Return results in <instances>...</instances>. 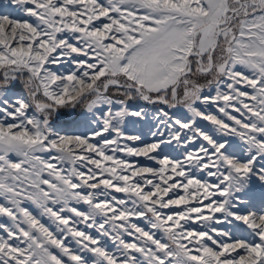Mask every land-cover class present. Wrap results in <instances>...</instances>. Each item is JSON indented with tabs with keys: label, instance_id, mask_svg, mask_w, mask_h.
<instances>
[{
	"label": "snow or ice",
	"instance_id": "6c2138e0",
	"mask_svg": "<svg viewBox=\"0 0 264 264\" xmlns=\"http://www.w3.org/2000/svg\"><path fill=\"white\" fill-rule=\"evenodd\" d=\"M209 104L233 124L200 108ZM149 106L167 134L158 129V140L130 146L142 138L125 125L148 122ZM198 139L206 143L189 150ZM174 143L182 158L167 154ZM108 189L127 199H109ZM0 216L11 221L0 223V264H89L82 252L93 254L91 264H264V0H8L0 13ZM133 217H147L163 236Z\"/></svg>",
	"mask_w": 264,
	"mask_h": 264
},
{
	"label": "rangeland",
	"instance_id": "374dc122",
	"mask_svg": "<svg viewBox=\"0 0 264 264\" xmlns=\"http://www.w3.org/2000/svg\"><path fill=\"white\" fill-rule=\"evenodd\" d=\"M5 7V6H4ZM4 7H2V8H0V13H2V12H4ZM13 15V14H12ZM15 15H19V14H15ZM23 19L25 18L24 16L22 17ZM81 58H83V57H81ZM203 82V81H202ZM207 91H209L208 89H206V92ZM221 91H227V89H225V88H221ZM210 95H212L213 97L215 96V90H214V88H213V90H211V92H210ZM220 103H222V102H220ZM200 108L201 109H205L206 111H207V113L208 114H211V115H215V116H217V118H221V119H224L225 120V122H227L228 124H233V121H229V120H227V117H224L223 116V114L222 113H220L219 111H218V108L216 107V106H214V105H200ZM147 110L149 111V114H150V116H149V121H152V119H151V115H152V108H151V106H149L148 108H147ZM169 111V114L171 115V114H173L174 112H175V110H172V109H169L168 110ZM227 111L231 114V115H233V116H235L236 118H238V119H242V117H240L238 114H237V112H234V111H232V109L231 108H229V109H227ZM185 114L189 117V119H191V114H189V113H186V111H185ZM197 119V124L199 125V127H200V129L201 130H203V131H205V132H209L210 134H213V135H215L217 138H221L220 137V134H218V133H215V128H216V126L215 125H212L209 121H206V120H202V119H199V118H196ZM148 121V122H149ZM141 123H147V122H145V121H141ZM151 123V122H150ZM149 123V126H150V128L149 129H145V127L143 128V130H144V133L142 134V135H140L141 136V138H142V140L141 141H138L139 142V144L137 143V144H135V145H138V146H141V147H143L146 143H151V142H153L154 140H158L159 139V137H154L153 135H152V133H154V132H156L157 130H155L156 129V125H154V124H150ZM96 127V125H95V123H93L92 124V128H95ZM204 128H206V129H204ZM83 128H81V130H82ZM84 131V130H83ZM125 131H126V134H131V135H134V130L129 126V125H127L126 124V126H125ZM184 131H186V130H184ZM166 132V134H167V130L165 131ZM107 135V134H106ZM148 135H149V137L150 138H148ZM223 139H228V140H230V141H233L234 143H236V144H239V145H242V141H240V140H238V138H236V137H223ZM196 142H197V146L195 147V150H198V148H199V145H200V143H202V140L201 139H198V140H196ZM130 146H133V143H131V141H128L127 142ZM174 145H175V143H174ZM175 146H177V145H175ZM182 146V145H181ZM181 148H183V147H181ZM172 149H173V152H174V147L173 146H171V147H169L166 151H167V154H169L170 153V151H172ZM152 155H156L155 153H153ZM176 155V154H175ZM178 156V155H177ZM146 159V158H145ZM145 159H142L141 161H139V165L140 166H146V165H149V162L148 161H146ZM64 167L65 168H67V167H69L68 165H64ZM81 170H84V171H86V169H81ZM200 172H198V173H196V174H199ZM197 178H203V175H200V176H198ZM101 191H102V188H101ZM108 193H110V196H109V199L111 198V197H116V198H118V199H127V195L125 194V193H118V192H115L114 190H112V189H108V190H106ZM98 199L99 200H104L105 199V197L104 196H99L98 197ZM73 206H75L76 207V205H75V203L73 202ZM125 207H131V205L130 204H127V205H125ZM183 207V206H182ZM78 209H80V210H82V211H86L87 210V208H86V205H82V207H80V208H78ZM179 209H165V210H163L165 213H169V212H173V211H178ZM33 214H35V215H37V213H38V211L35 209H33ZM37 212V213H36ZM64 215H66V216H71L70 215V213H64ZM111 215V214H110ZM38 218L40 219V222L41 223H43V224H45V226L46 227H48L49 228V230L50 231H53L54 232V234H56V235H60L58 232H56V227H57V225L49 218L48 219V217L47 216H39V213H38ZM149 216H150V214H149ZM45 217V218H44ZM99 217V216H98ZM3 218V219H2ZM47 218V219H46ZM74 219H76V218H74ZM100 219V218H99ZM99 219H97V220H99ZM8 220V218L7 217H2V216H0V223H5V224H7V225H10L11 224V221H7ZM91 222V221H90ZM116 223H122L121 221H117ZM131 223H135V224H137L138 226H140V227H144L146 230H150V231H153V232H155V235L157 236V237H162L163 236V233H161V232H159V231H156V230H154V229H151L150 228V226L147 224V217H143V218H135V219H133V218H131ZM206 222H204V221H199L198 223H195V224H190V227L191 228H194V229H199L200 228V226L201 225H204ZM75 227H77V228H79L80 230H83V231H86V232H88V233H90V234H92V235H94V236H96V235H98V233H97V231H96V229L95 228H87L86 227V224L85 225H83V224H77ZM215 227H218V228H220V227H223L222 225H215ZM0 235H6L3 231H2V229H0ZM233 235H239V233H236V232H233ZM106 241V242H105ZM128 241H132V237H130V236H128ZM102 243H103V246L104 247H106V249L108 250V251H113L114 250V248L113 247H115V245H113V243L110 241V240H107V238H102ZM66 244H69L70 245V247L72 248V249H78V246L74 243V241L72 240V238L71 237H69L68 238V240L66 241ZM53 251H58V250H55V249H53ZM81 255H83V256H85V258H88L89 259V264H91V261L93 260V259H95V257L93 256V254L92 253H86V252H82L81 253ZM137 255H139V254H137ZM65 260H67V257H65L64 258ZM68 264H72V262H68Z\"/></svg>",
	"mask_w": 264,
	"mask_h": 264
},
{
	"label": "bare ground",
	"instance_id": "6f19581e",
	"mask_svg": "<svg viewBox=\"0 0 264 264\" xmlns=\"http://www.w3.org/2000/svg\"><path fill=\"white\" fill-rule=\"evenodd\" d=\"M7 2H8V0H0V8H2V7H4V6H6L7 5ZM13 15H15V14H13ZM16 16V18L17 19H23L22 17H23V15L22 14H19L18 16L17 15H15ZM74 56H75V54H73ZM77 58H80V59H82L81 57H77ZM54 67H57V66H54ZM68 67H71V65H65V66H63V67H61L60 68V70L62 71V72H64V71H66V69L68 68ZM250 91V90H249ZM249 103H251L250 101H249ZM209 105H211V104H209ZM237 114L240 116V114L237 112ZM130 119H136V118H130ZM152 123V124H154V125H156V129L155 130H162V131H166L165 129H163V126L162 125H158V124H156V122H155V120H152V121H149V122H147V123H138L135 127H131L133 130H134V135H142L143 133H144V130H143V128L145 127V129L147 128V129H149L150 128V126H149V123ZM150 123V124H151ZM126 126V125H125ZM204 129H206V128H204ZM83 130L84 129H80V130H78L77 132H75V133H73V132H67V133H64V134H80L81 132H83ZM168 131V130H167ZM91 133H90V131H89V135H90ZM106 135V134H105ZM131 135V134H130ZM148 138H150L149 137V135H148ZM236 138H238V137H236ZM142 140V139H141ZM140 140V141H141ZM202 140V139H201ZM238 140H239V138H238ZM131 143H133V147H141V146H138V145H135V144H139V142L138 141H136V142H132L131 141ZM202 143H206V142H204V141H202ZM197 146V142L195 141V143H193V144H189L188 145V148H189V150H194L195 151V147ZM171 147V146H170ZM173 147H174V152H173V149H172V151H170V153L168 154L169 155V157H177V158H182L183 157V151H184V149L183 148H181V147H183V146H181V145H177V146H175V145H173ZM176 154V155H175ZM43 155H45V156H47V154H43ZM118 156H120L121 158H124V159H127V160H129L130 162H133V163H135L136 165H137V167H140V165L138 164L139 163V161H141L142 159H145L144 157H127V156H124V154L123 153H118L117 154ZM178 155V156H177ZM146 161H148L149 162V165H146V166H153V167H158L157 165H155V162L154 161H149V160H147V159H145ZM200 175H203V177H204V173H202V172H200L199 174H196V176L198 177V176H200ZM208 179H212V178H208ZM87 191H93V190H87ZM95 192H97V193H99V192H101V189H97V190H94ZM75 203V202H74ZM205 203H207V201H205ZM76 205V207L77 208H80V207H82V205H85V204H83V203H80V204H75ZM27 207H29V210L30 211H33V209L35 210V206H32V205H26ZM86 208H87V210H88V206L86 205ZM86 210V211H87ZM38 211V210H37ZM37 213V212H36ZM111 213H109V215H110ZM37 215H38V213H37ZM70 215H72L71 213H70ZM217 215H220L219 213H217ZM45 218V217H44ZM100 218V219H99ZM3 219V218H2ZM47 219V218H46ZM48 219H49V217H48ZM76 219H78V218H76ZM96 219H99V220H97V221H100V220H102L103 218L102 217H97ZM133 219H135V217H133ZM8 221V220H7ZM90 222V221H89ZM3 223V222H2ZM83 225H85V224H83ZM76 226V225H75ZM126 240H128V236H125L124 237ZM111 241V240H110ZM114 248V250L113 251H111V252H115L116 251V248L115 247H113Z\"/></svg>",
	"mask_w": 264,
	"mask_h": 264
}]
</instances>
